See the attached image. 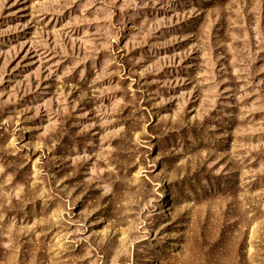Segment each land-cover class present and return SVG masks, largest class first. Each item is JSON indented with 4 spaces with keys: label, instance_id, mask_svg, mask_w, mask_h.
<instances>
[{
    "label": "rangeland",
    "instance_id": "rangeland-1",
    "mask_svg": "<svg viewBox=\"0 0 264 264\" xmlns=\"http://www.w3.org/2000/svg\"><path fill=\"white\" fill-rule=\"evenodd\" d=\"M0 264H264V0H0Z\"/></svg>",
    "mask_w": 264,
    "mask_h": 264
}]
</instances>
